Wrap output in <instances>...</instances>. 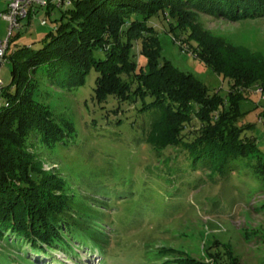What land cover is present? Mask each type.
<instances>
[{
	"label": "rangeland",
	"instance_id": "1",
	"mask_svg": "<svg viewBox=\"0 0 264 264\" xmlns=\"http://www.w3.org/2000/svg\"><path fill=\"white\" fill-rule=\"evenodd\" d=\"M7 7L8 1L0 0L1 40L9 33V24L2 18ZM61 14L58 7L35 6L14 32L8 56L23 46L38 49L42 39L62 23ZM125 20L124 29L131 22ZM148 24L153 38H146L145 46L153 49L154 57L192 74L225 102L230 83L197 59V38L206 34L264 57V17L231 21L167 8ZM142 44V37L131 42L132 58L140 65L147 63ZM104 53L97 50L96 57L105 58ZM8 56L0 65L5 87L12 81ZM30 75L35 80V99L48 106L65 130H73L54 146L32 141V150L45 170H55L65 181L79 225L90 227L82 232L107 246L100 254L93 248L94 241L83 237L71 241L72 248H57L42 257L28 245L13 246L16 253L29 250L27 258L37 264H264V90L260 84L238 93L233 112L227 115L230 121L226 119L229 128L233 122L243 141L255 142L260 152L222 162L197 157L198 153L192 156L181 141L164 148L161 134L169 127L154 130L150 141L153 119L140 112L141 100L113 95L98 100L95 70L82 86L72 89L53 85L41 72ZM212 122L214 127L216 121ZM183 128L182 139L191 141L208 125L193 118ZM255 162L261 165L255 167ZM10 241H0V254L9 253L3 248L7 243L12 246Z\"/></svg>",
	"mask_w": 264,
	"mask_h": 264
},
{
	"label": "trees",
	"instance_id": "2",
	"mask_svg": "<svg viewBox=\"0 0 264 264\" xmlns=\"http://www.w3.org/2000/svg\"><path fill=\"white\" fill-rule=\"evenodd\" d=\"M51 7L56 6L50 1L48 9ZM58 8L62 23L42 39L38 49L23 46L9 56L7 51L4 58L11 60L12 81L5 87L0 79V241L11 240L12 246L5 245L3 249L9 253L0 254V264H37L27 258L30 251L42 257L57 248H72L73 240L94 239L82 232L90 227L86 230L79 225L63 178L55 170H45L39 154L32 150V141L54 146L73 130H65L48 106L35 99L31 73L41 72L53 85L72 89L82 86L95 70L98 100L112 95L141 100L140 112L153 119L150 141L154 130L169 127V131H160L164 148L181 141L192 156L198 153L197 157L222 162L260 152L258 144L244 142L234 123L229 128L227 122L242 91L256 84L264 90V57L260 53L206 34L197 38V59L230 83L225 102L192 74L169 61L161 64L153 49L145 46V39L153 38L148 21L167 8L240 21L264 17V0H71V6ZM125 17L131 19L126 29ZM119 29L126 33L127 41ZM141 37V55L147 59L143 65L131 54L132 40ZM100 49L105 50V58L96 57ZM193 118L208 128L191 141L184 140L183 127ZM17 244L28 245L30 251L16 253ZM106 246L105 241L93 244L100 254Z\"/></svg>",
	"mask_w": 264,
	"mask_h": 264
},
{
	"label": "built area",
	"instance_id": "3",
	"mask_svg": "<svg viewBox=\"0 0 264 264\" xmlns=\"http://www.w3.org/2000/svg\"><path fill=\"white\" fill-rule=\"evenodd\" d=\"M7 10L2 14V18L9 24V33L6 40L0 39V62L4 61L6 53L9 48V43L13 34L21 26V22L24 19L29 18L35 12V6L46 5L49 3L42 0H7ZM56 7L62 6L67 8L71 6V0H58L57 3L51 1ZM47 21H43V25H46ZM1 82V81H0Z\"/></svg>",
	"mask_w": 264,
	"mask_h": 264
},
{
	"label": "crops",
	"instance_id": "4",
	"mask_svg": "<svg viewBox=\"0 0 264 264\" xmlns=\"http://www.w3.org/2000/svg\"><path fill=\"white\" fill-rule=\"evenodd\" d=\"M6 11V10H5ZM5 11H3V12H5Z\"/></svg>",
	"mask_w": 264,
	"mask_h": 264
}]
</instances>
